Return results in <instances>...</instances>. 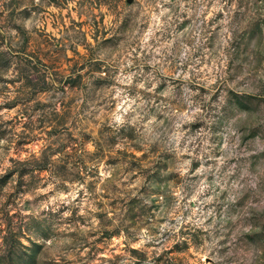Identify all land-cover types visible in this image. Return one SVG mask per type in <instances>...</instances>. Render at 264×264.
I'll list each match as a JSON object with an SVG mask.
<instances>
[{
  "label": "rangeland",
  "instance_id": "1",
  "mask_svg": "<svg viewBox=\"0 0 264 264\" xmlns=\"http://www.w3.org/2000/svg\"><path fill=\"white\" fill-rule=\"evenodd\" d=\"M0 264H264V0H0Z\"/></svg>",
  "mask_w": 264,
  "mask_h": 264
}]
</instances>
